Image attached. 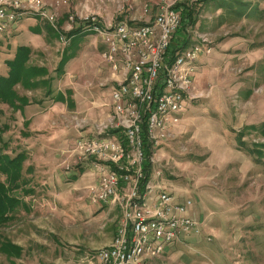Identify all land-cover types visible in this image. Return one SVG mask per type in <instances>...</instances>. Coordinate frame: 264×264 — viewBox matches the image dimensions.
I'll use <instances>...</instances> for the list:
<instances>
[{
    "label": "rangeland",
    "instance_id": "1",
    "mask_svg": "<svg viewBox=\"0 0 264 264\" xmlns=\"http://www.w3.org/2000/svg\"><path fill=\"white\" fill-rule=\"evenodd\" d=\"M70 1L74 6L68 10L75 14L77 24L79 16L97 15L95 11H81L84 0ZM89 1L92 3L87 2V7L100 6L103 17L113 18L118 13H131L133 8V15H138L143 3L153 4L155 0ZM33 18L38 23L46 22ZM75 22H68L66 27L57 22L58 32L46 22L53 31H47L42 47L35 49L28 61V65L41 70L43 75L36 77L40 82L51 75L59 79L64 69L59 74L56 68L70 43L73 53L86 44L90 53L98 46L95 54L77 58L67 76L66 82L78 88V107L68 105L69 122L54 126L71 140H76L81 125L93 127L107 120L112 85L102 79L110 75L109 66L100 57L105 49L102 38L84 30L70 39L68 34L76 28ZM197 35L212 41L211 52L200 57L194 74V84L202 95L186 105L168 140L152 148L149 166L150 171L160 172L155 176L157 183L180 198L191 196L195 200L193 216L202 227L199 236L178 242L177 257H171L169 264H264V137L260 131L264 126V0H203L187 8L174 35L178 43L174 42L172 52L198 42ZM61 36L68 41L65 43ZM18 42L14 40L12 46ZM3 56L0 54V62L4 64ZM96 71L97 76H92ZM86 84L96 89L95 96L84 92L88 90L83 87ZM45 85H17L16 91L24 96L26 92L28 99H39L45 97ZM98 104L103 117L94 116ZM15 113L0 103V127H9L2 133L7 144L2 149L11 156L28 151L21 134L28 128ZM51 124L47 119L39 123L38 134L48 133ZM40 136H35V146L42 144ZM57 150L58 155H47L46 151L27 154L23 161L22 176L30 178L27 186L33 192H12L25 205L0 223V264H92V252L114 237L121 215L119 207L88 203L85 194L89 182L79 187L83 179L77 183L69 179L72 172L79 176L78 170L84 166L66 171L65 164H74V157ZM66 157L68 160H64ZM46 169L49 172H43ZM0 180L6 181V177L0 175ZM2 242L19 246V256L1 251Z\"/></svg>",
    "mask_w": 264,
    "mask_h": 264
},
{
    "label": "built area",
    "instance_id": "2",
    "mask_svg": "<svg viewBox=\"0 0 264 264\" xmlns=\"http://www.w3.org/2000/svg\"><path fill=\"white\" fill-rule=\"evenodd\" d=\"M201 1L146 2L138 15H133L134 8L118 13L104 27L97 15L79 16L77 24L75 14L67 11L70 24L101 35L106 45L101 60L110 70L104 81L112 84L109 117L88 132L81 129L68 151L74 164L64 166L72 171L82 164L94 174V182L86 186L88 203L120 209L114 237L92 252V264H152L172 244L201 233L200 221L190 212L192 197L180 198L157 183L158 170H144L152 148L168 140L186 105L202 95L193 73L197 59L211 52L212 41L197 35L198 42L172 52L182 13ZM68 5L69 0H0V32L27 16L45 20L58 32V11ZM113 129H119L125 145Z\"/></svg>",
    "mask_w": 264,
    "mask_h": 264
},
{
    "label": "crops",
    "instance_id": "3",
    "mask_svg": "<svg viewBox=\"0 0 264 264\" xmlns=\"http://www.w3.org/2000/svg\"><path fill=\"white\" fill-rule=\"evenodd\" d=\"M45 1L50 3V2H53L54 0H45ZM71 1H70V4H71ZM84 1L86 3L81 2V5H80L82 12L95 11L94 13H96L98 15L99 25L101 27H104L108 22H110L112 16L107 15V16L103 17V15L100 13L101 12L100 6H96L95 8H89L87 6H88V3L90 1L89 0H84ZM91 3L92 2H90L89 4H91ZM73 6L69 5V8L68 7H66V8L62 7L59 9L60 11H59V16H58L57 22L60 24V26H62V27L68 26V21H67L68 19H65V18L67 17L68 9H73ZM193 6H195V5H193ZM33 17L34 16H27V17L21 18L20 20L9 24L7 26V28L2 33H0V38L2 39V41H4L3 45L1 46L0 54H4V56H3L4 60L12 58L13 53L15 51V48L18 45H27V46L31 47L32 53L35 49L42 47L41 45L44 42V35L46 37V33H47L48 28H52V27H50L48 24H46V22L45 23L44 22H42V23L35 22L33 20L34 19ZM44 24L47 25V26H45L46 28L43 26ZM86 31H89V30H86ZM97 36L101 37V35L98 33H97ZM182 39H184V38H182ZM14 40H19V42L15 43V45L12 46V44L14 43ZM90 41H92V39ZM101 41H102L101 43L104 44V48H106L104 40L101 39ZM174 42L178 43L177 40L174 39L172 41L173 47L175 46ZM87 47H88V44L84 45L82 48L78 49L75 53H73V57H71L64 66V74H61L59 79L58 78L55 79L53 77V79L50 81V83L45 85L44 90L48 89L51 92L48 96H46L44 94L45 97L39 98V99H34V101H36L38 103L31 102V99L29 97L30 103L25 105L24 108L22 109V111H19V110L16 111L15 114L17 115L18 119L21 122H24V121L29 122L27 127H26L28 129L25 130V128H23V130L28 131L30 133V135L24 137V138H26L25 139L26 140V148L28 149L27 154H36L39 152L46 151L45 153H47V155H58L59 153H58L57 149H59L60 153H66L67 152V154H68V151H69L68 145H70V143L73 142L74 139L71 140L70 135L67 136V134H64L65 132H63V131L57 132L56 128H58V127H55L54 124L55 123H68L69 122L70 116L66 113V111H68L67 106L69 105L68 101L66 99V97H67L66 92L67 91L71 92L70 97L72 98L74 107L75 106L78 107V99H77L78 98V88L76 86L69 84V81L66 82V80H67L68 73L71 72V69H72L73 65L75 64V61L77 60V58L83 59L84 54L87 55L90 53L87 51L88 50V49H86ZM91 47L92 46H90V48ZM3 49H5V50H3ZM97 51H98V46L97 47L95 46V48L92 49L90 54H95ZM61 55H62V53H61ZM200 57L196 61V68H195L194 73H193V80H194V74L196 73V70L199 68L198 64L201 61ZM30 58H31V56H30ZM6 72H7V69H6L5 64L0 62V74H5ZM92 76L96 77L97 71L94 72V74H92ZM102 76H103V74H102ZM107 76L108 75L103 76L102 79L105 80L107 78ZM55 80H57L56 84H55V82H56ZM59 80H60V82H59ZM83 87L88 89V90H84V92H86L87 95L92 94V93L94 96L96 95L97 92H96L95 88H92L93 86L89 87L86 84V86L84 85ZM98 92H99V90H98ZM58 93L62 94V97H64L63 100H61V101L57 100V94ZM25 94L27 95L26 92H25ZM100 107H102V106H99V104H98V106H96V109H94V116L103 117L104 114L102 113V108H100ZM66 117L68 118V120L66 119ZM45 119H47V122H50L53 125L51 124V126H49V129L47 128L48 133L38 134V132L41 130L37 126L39 123L44 122ZM180 119H181V116H180ZM177 125H178V123L174 124L172 126V128L173 129L176 128ZM91 128H92V125L90 126L87 124L83 127V130H84V132H88L91 130ZM78 133H80V132H78ZM39 135H41L40 139H42V144L35 146V142L33 140L35 139V136H39ZM44 136L46 138H44ZM65 138H66V141L64 144H62L63 143L62 141ZM45 139H48V140H45ZM52 141H54L53 144H51ZM74 142H75V140H74ZM60 147H62V148H60ZM64 160H68V158L66 157V158H64ZM54 164L57 166V164L55 162L53 163V165ZM52 168L54 169L53 166H52ZM57 171L58 170H56V172ZM43 172H49V170L46 169ZM72 174H75V173H72ZM91 174L93 175V173L88 171V169H83V172L74 181L77 183V181H79L80 179H83L82 181L79 182V187H81L82 185H85V183H87V182L90 183V181L93 182L95 180V176L94 175L91 176ZM86 175H89V177L87 178ZM55 176L56 175L54 173L53 178H55ZM170 191H172V190H170ZM172 192L175 193L174 191H172ZM176 195L178 196V194H176ZM194 205H195V200L193 199V205L191 207V213L192 214L194 212V210H192L194 208ZM176 248H178V242L169 246L162 257L153 258L152 264H169V260L171 259V257H173V256L177 257L178 250ZM163 260L164 261L166 260V262H163Z\"/></svg>",
    "mask_w": 264,
    "mask_h": 264
},
{
    "label": "trees",
    "instance_id": "4",
    "mask_svg": "<svg viewBox=\"0 0 264 264\" xmlns=\"http://www.w3.org/2000/svg\"><path fill=\"white\" fill-rule=\"evenodd\" d=\"M47 31L52 33V29L48 28ZM3 32V31H2ZM0 32V33H2ZM85 32L82 28H75L69 32L68 36L72 39L75 35ZM2 39L0 38V51L2 46ZM73 44L70 43L68 47L65 48L62 53L61 59L56 68V73L61 74L63 72L64 66L67 61L73 57L74 48ZM32 54L31 47L27 45H18L15 48L13 56L11 59H5L4 64L6 66L7 72L5 74H0V103L7 104L14 112L22 111L25 105L30 103V100L24 96L20 95L16 91V86L21 85L24 88H34L38 84H49L53 79V76L47 77L40 82L36 77L41 74V70L28 65L29 58ZM58 74V75H59ZM39 81V82H38ZM50 90H46L45 95L50 94ZM67 101L69 105H73L72 98L70 97L71 92L67 91ZM62 94H57V100H63ZM31 102L38 103L34 100ZM28 121H24V126L27 127ZM253 126V125H252ZM9 127L5 124L3 127H0V175L6 177V181L0 180V223L7 221L9 215L13 212L18 206H24L23 201L20 199L17 194H12L15 189H20L23 191V194L33 192L32 188L27 186V183L30 181V178H24L22 175L23 171V161L27 159V151L21 150L15 155L11 156L8 153L3 152L2 148L7 147V144L3 140L2 133L7 130ZM253 129H259L256 126L251 127ZM261 134L264 137V126L260 128ZM112 134L117 136L122 143L125 145L126 142L123 139L122 135L119 132V129L111 130ZM243 135V132H238ZM23 136H28L30 133L28 131H22ZM264 145V144H262ZM146 154L149 156V144L144 143ZM149 159L144 163V170L148 172L149 170ZM80 174L83 172V168L79 169ZM77 174H71L69 177L70 180L74 181L77 179ZM25 179V180H24ZM1 251L11 256H19L20 248L17 245H13L9 242L1 243Z\"/></svg>",
    "mask_w": 264,
    "mask_h": 264
}]
</instances>
